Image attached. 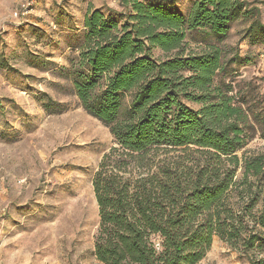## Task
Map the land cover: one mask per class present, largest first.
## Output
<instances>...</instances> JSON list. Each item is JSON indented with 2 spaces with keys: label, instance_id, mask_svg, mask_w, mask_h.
I'll use <instances>...</instances> for the list:
<instances>
[{
  "label": "trees",
  "instance_id": "1",
  "mask_svg": "<svg viewBox=\"0 0 264 264\" xmlns=\"http://www.w3.org/2000/svg\"><path fill=\"white\" fill-rule=\"evenodd\" d=\"M120 5V23L100 10L87 13L73 83L116 145L93 179L98 263L199 264L215 238L264 253V155H238L254 126L214 85L220 50L188 52L187 42L201 30L224 40L248 4L195 0L185 14L159 0ZM255 119L264 139V112ZM179 152L185 156L168 158Z\"/></svg>",
  "mask_w": 264,
  "mask_h": 264
},
{
  "label": "rangeland",
  "instance_id": "2",
  "mask_svg": "<svg viewBox=\"0 0 264 264\" xmlns=\"http://www.w3.org/2000/svg\"><path fill=\"white\" fill-rule=\"evenodd\" d=\"M159 1L185 14L195 0ZM244 1L248 15L232 23L224 40L208 30L187 37L188 52H221L214 85L254 126L253 139L238 153L242 158L264 155L255 119L264 112V0ZM120 2L0 0V264H99L93 179L116 145L110 129L83 109L73 83L87 13L100 10L120 23ZM179 155L185 153L168 158ZM262 258L264 253H245L215 238L199 264Z\"/></svg>",
  "mask_w": 264,
  "mask_h": 264
}]
</instances>
